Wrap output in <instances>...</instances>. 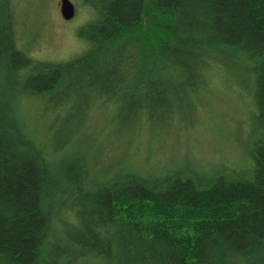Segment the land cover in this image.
<instances>
[{"label": "trees", "instance_id": "16d2710c", "mask_svg": "<svg viewBox=\"0 0 264 264\" xmlns=\"http://www.w3.org/2000/svg\"><path fill=\"white\" fill-rule=\"evenodd\" d=\"M80 3L81 50L48 60L0 0V264H264V0ZM224 76L252 99L243 155L166 156ZM101 106L111 126L82 149Z\"/></svg>", "mask_w": 264, "mask_h": 264}, {"label": "rangeland", "instance_id": "374dc122", "mask_svg": "<svg viewBox=\"0 0 264 264\" xmlns=\"http://www.w3.org/2000/svg\"><path fill=\"white\" fill-rule=\"evenodd\" d=\"M71 1L76 6L77 14L73 19L65 20L60 10L61 0H13L20 47H28L35 56L48 60L67 59L77 54L82 48L77 31L91 15L80 0ZM214 106L215 112H210L207 106L202 107L201 112L196 113L197 123L183 120L178 128H173L166 136L164 154L183 156L190 153L189 161H195L198 157L205 165L222 158L237 159L243 155L245 133L238 136V131L242 132L243 124L248 120L249 107H253L250 95L236 80L224 76L217 83ZM194 107L191 104L188 116ZM38 110V106L37 109L34 107L32 113ZM112 112L113 107L110 106L96 108L83 128L82 135L86 138L82 136L77 146L85 149L87 140L99 144L111 126ZM145 148L144 138L140 141L135 136L127 149L129 158L141 160ZM145 169L142 167L140 170Z\"/></svg>", "mask_w": 264, "mask_h": 264}, {"label": "water", "instance_id": "95a60500", "mask_svg": "<svg viewBox=\"0 0 264 264\" xmlns=\"http://www.w3.org/2000/svg\"><path fill=\"white\" fill-rule=\"evenodd\" d=\"M60 10L65 20H71L76 15V6L71 0H61Z\"/></svg>", "mask_w": 264, "mask_h": 264}]
</instances>
